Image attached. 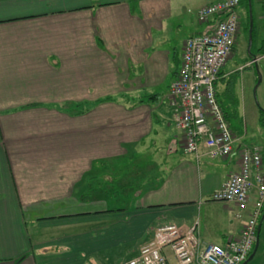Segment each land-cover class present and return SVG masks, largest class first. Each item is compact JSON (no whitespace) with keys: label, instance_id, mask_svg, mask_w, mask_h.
<instances>
[{"label":"crops","instance_id":"0c3cea01","mask_svg":"<svg viewBox=\"0 0 264 264\" xmlns=\"http://www.w3.org/2000/svg\"><path fill=\"white\" fill-rule=\"evenodd\" d=\"M219 1L0 0V264H103L167 224L197 226L204 246L240 238L245 218L212 196L263 132L229 120L233 157L186 154L169 97L185 42L215 27L200 9ZM252 5L260 54L264 0ZM234 59L216 93L239 119L254 75Z\"/></svg>","mask_w":264,"mask_h":264},{"label":"built area","instance_id":"2783aa9c","mask_svg":"<svg viewBox=\"0 0 264 264\" xmlns=\"http://www.w3.org/2000/svg\"><path fill=\"white\" fill-rule=\"evenodd\" d=\"M239 8L240 0H223L201 8L199 22L215 21V27L210 34L193 36L184 44L180 72L170 86L169 97L186 154L200 155L204 149L206 157L217 160L230 159L236 153L237 139L217 98L216 84L235 53L241 31ZM261 60L264 55L255 56L251 65ZM254 190L256 202L250 209ZM212 200L235 205L236 217L245 218L239 239L224 246H204L196 236L197 226L183 233L177 225L168 224L126 264H171L168 250L178 264H244L258 240L264 213V155L260 148H242L239 171L228 177Z\"/></svg>","mask_w":264,"mask_h":264},{"label":"rangeland","instance_id":"374dc122","mask_svg":"<svg viewBox=\"0 0 264 264\" xmlns=\"http://www.w3.org/2000/svg\"><path fill=\"white\" fill-rule=\"evenodd\" d=\"M242 8L244 11H246L245 7H242ZM241 14H242V12H241ZM245 25H247V21H246ZM249 25H250V23H249ZM236 43H237V47L235 49L236 54H234L235 59H234L232 64L233 65H241V64H244V62H246L248 60L245 63V65L242 67L243 72L240 73V77L243 75H248V73H251L252 75H254V79H253V82L250 84L249 89L247 90L246 104H245V107H241L239 119H237V118L235 119L234 117H231L230 120L232 122H235V123L236 122L238 123V121L243 122L248 128V132H249L250 136H252L254 134L256 135V132H260V131L263 132L262 137L258 141H255L250 146L260 148L263 151V155H264V130H262L260 128L261 126L259 125V122L261 123L260 120L262 119V121H263V119H264L262 112H261V111H264V74L263 75L261 74L263 71L262 68L264 66V60H261L260 63L258 64L260 66V68H259L260 72L259 71L257 72L254 64L251 65L252 64V58H254L255 56H261L264 54H261V53L258 54L257 47L254 44H252V46H250V38H249V35L247 32V29H243V34H242V36L238 42L236 40ZM252 56H254V57H252ZM258 74L260 75V83L259 84H258V82H259ZM256 87H257V91L255 93ZM234 136L236 138L237 135H234ZM106 183H109V182H106ZM116 195H117L119 200H124L126 198L128 199V197L123 196L121 194L120 190ZM251 197H252V195H251ZM250 207H251V198H250V203H249V208ZM163 226H166V225H162V226L158 227L157 229H149L147 235L149 236V235L153 234L154 237L152 238V241L154 240L158 229L163 227ZM150 241L151 240L147 239V240H145V242H138V243L136 242L135 243V245H136L135 249L138 248L140 251L141 248L144 245H146L147 243H150ZM254 249H255V247H254ZM254 249H253V251H254ZM253 251H252V253H253ZM168 253H171V252L168 250L167 255H168ZM256 255L254 257L255 259L252 262H250V264H264V248H263V245L261 242H259V247H258V251H257ZM249 257H248V259H249ZM129 261H126L124 263L122 262V264H126Z\"/></svg>","mask_w":264,"mask_h":264},{"label":"trees","instance_id":"16d2710c","mask_svg":"<svg viewBox=\"0 0 264 264\" xmlns=\"http://www.w3.org/2000/svg\"><path fill=\"white\" fill-rule=\"evenodd\" d=\"M240 7H245V10H246V14H247V25H246V29L247 31H249V13H248V0H240ZM254 37V36H253ZM261 54H264L261 53ZM254 57V56H252ZM262 112V115L264 117V111H261ZM228 121L230 120L229 116H226ZM261 121V126L262 128L264 129V119L262 121V119L260 120ZM136 248V245L135 243L133 244L132 248L131 247H127L125 249V251L128 252V254L126 256L123 255L124 251L123 250H118L117 252L119 253V257H112V258H107L103 264H122V262H126V261H129L133 258H135L138 254H139V249H135ZM122 252V253H121ZM121 254V255H120Z\"/></svg>","mask_w":264,"mask_h":264},{"label":"water","instance_id":"95a60500","mask_svg":"<svg viewBox=\"0 0 264 264\" xmlns=\"http://www.w3.org/2000/svg\"><path fill=\"white\" fill-rule=\"evenodd\" d=\"M248 11H249V23H250V26H249V38H250V46H252V43H253V30H254V18H253V5H252V0H248ZM258 65H256V69H257V72H258ZM258 78H259V82L258 84L260 83V75L258 74ZM257 91V87L255 88V93ZM263 224H264V213H263V216H262V219H261V222L259 224V227H258V240H257V243H256V246H255V249L253 251V253L251 254V256L249 257V259L244 263V264H249L250 262L253 261L257 251H258V247H259V242H260V233H261V230H262V227H263Z\"/></svg>","mask_w":264,"mask_h":264}]
</instances>
